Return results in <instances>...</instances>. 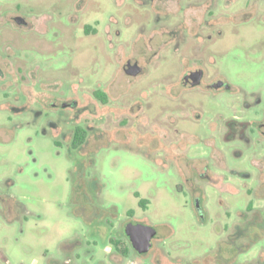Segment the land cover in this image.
<instances>
[{
    "label": "rangeland",
    "instance_id": "rangeland-1",
    "mask_svg": "<svg viewBox=\"0 0 264 264\" xmlns=\"http://www.w3.org/2000/svg\"><path fill=\"white\" fill-rule=\"evenodd\" d=\"M263 121L264 0H0V264H264Z\"/></svg>",
    "mask_w": 264,
    "mask_h": 264
},
{
    "label": "water",
    "instance_id": "water-1",
    "mask_svg": "<svg viewBox=\"0 0 264 264\" xmlns=\"http://www.w3.org/2000/svg\"><path fill=\"white\" fill-rule=\"evenodd\" d=\"M138 68L136 66H131L130 63L127 64L126 73L136 74ZM202 78V72L197 71L189 75L184 76V81L192 80L191 85L196 86L200 83ZM223 82H216L213 84V88L223 87ZM124 233L127 236L131 247L140 255L147 253L151 246L152 240L156 235V230L151 226H146L142 224L129 223L124 227Z\"/></svg>",
    "mask_w": 264,
    "mask_h": 264
},
{
    "label": "trees",
    "instance_id": "trees-1",
    "mask_svg": "<svg viewBox=\"0 0 264 264\" xmlns=\"http://www.w3.org/2000/svg\"><path fill=\"white\" fill-rule=\"evenodd\" d=\"M95 96L100 99L102 103H105L104 95L100 92L95 93ZM86 139V132L81 127H76L73 132V138H72V147L78 148L82 146ZM140 204L144 203V201L139 202Z\"/></svg>",
    "mask_w": 264,
    "mask_h": 264
},
{
    "label": "flooded vegetation",
    "instance_id": "flooded-vegetation-1",
    "mask_svg": "<svg viewBox=\"0 0 264 264\" xmlns=\"http://www.w3.org/2000/svg\"><path fill=\"white\" fill-rule=\"evenodd\" d=\"M128 63H130V62H128ZM128 63H127V64H128ZM194 72H197V71H194V70L189 71V72H187L186 75H189L190 73H194ZM201 81H202V78H201V80H200V83H201ZM183 83H184V85L187 86V87L192 86V85H191V83H192V80H191V79L188 80V81H185V82H183ZM200 83H199V84H200ZM199 84L196 85V86H199ZM208 88H210V89H212V90H216V91H218V90H219L220 88H222V87H219V88H213V84H212V85H209ZM259 129H260L261 134L264 135V121L261 122V123L259 124Z\"/></svg>",
    "mask_w": 264,
    "mask_h": 264
}]
</instances>
